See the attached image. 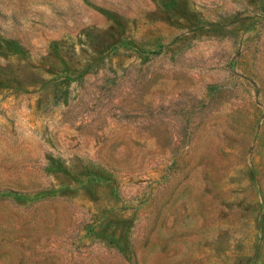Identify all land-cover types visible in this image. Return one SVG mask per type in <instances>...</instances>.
I'll return each mask as SVG.
<instances>
[{
  "label": "rangeland",
  "instance_id": "1",
  "mask_svg": "<svg viewBox=\"0 0 264 264\" xmlns=\"http://www.w3.org/2000/svg\"><path fill=\"white\" fill-rule=\"evenodd\" d=\"M0 264H264V0H0Z\"/></svg>",
  "mask_w": 264,
  "mask_h": 264
}]
</instances>
